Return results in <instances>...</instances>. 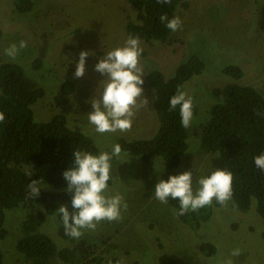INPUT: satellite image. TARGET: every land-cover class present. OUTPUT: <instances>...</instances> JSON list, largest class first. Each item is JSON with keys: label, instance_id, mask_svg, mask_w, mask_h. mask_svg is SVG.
Segmentation results:
<instances>
[{"label": "rangeland", "instance_id": "1", "mask_svg": "<svg viewBox=\"0 0 264 264\" xmlns=\"http://www.w3.org/2000/svg\"><path fill=\"white\" fill-rule=\"evenodd\" d=\"M32 10L20 13L11 0H0V62H12L25 69L26 76L45 91V97L32 106L36 122H47L58 114L67 118V125L93 139L102 151L111 152L119 139L126 141L149 139L157 129L153 110L154 92L144 89L138 99L147 104L140 107L133 119L130 132H116L100 137L88 121L93 111L91 100L102 92L106 76L94 70L108 51L123 47L128 38L126 23L134 19V9L127 0H33ZM176 16L183 22L181 30L173 32L166 43L145 42L141 64L146 75L149 68H157L165 78L190 55L198 56L204 71L185 82L183 90L193 97L196 113L188 128V148L179 167L169 169L165 162L154 157L149 161L131 156L122 150L119 159H112L108 194L120 193L128 205L122 210L119 222H101L95 231L72 242L58 237L57 217L49 216L39 227L58 249L74 250L70 263L51 259L50 264H106L108 259H119L122 264H159L166 253L172 264H217V260H232L233 264H264V223L256 213L255 201L241 211L234 200L227 206H215L208 221L192 229L181 223L174 209L154 197L160 180L191 171L193 189L196 181L209 175L213 155L201 148V136L209 120L208 110L217 103L212 95L215 88L235 83L256 88L264 96V34L259 27L264 0H183ZM27 41L15 60L5 54L11 44ZM82 51L88 52L83 77L76 78L77 63ZM40 60L35 68L34 62ZM237 65L242 70L240 79L226 76L223 69ZM144 75V77H145ZM143 77V78H144ZM71 82L73 90L66 94L62 85ZM128 161V162H124ZM124 162V163H123ZM42 181V180H38ZM42 188L53 190L42 181ZM36 206L12 209L7 212L4 226L8 237L0 240V251L5 264H29L15 248L24 233L23 219L34 213ZM202 243L215 246L216 254L204 256ZM241 254L232 257L233 249Z\"/></svg>", "mask_w": 264, "mask_h": 264}, {"label": "trees", "instance_id": "2", "mask_svg": "<svg viewBox=\"0 0 264 264\" xmlns=\"http://www.w3.org/2000/svg\"><path fill=\"white\" fill-rule=\"evenodd\" d=\"M20 13L34 8L33 0H11ZM134 9V19L125 26L129 37L139 36L141 41L166 43L172 35L159 20L161 15L169 19L176 16L183 0H172L171 4L157 3V0H127ZM259 27L264 34V5L261 8ZM4 32L0 28V39ZM40 66V60L33 63ZM204 71L203 61L196 55H190L181 63L171 77L165 78L157 68H149L144 79L143 89L154 92L153 110L157 117V129L149 139L126 141L119 139L122 150L135 157L149 161L161 158L167 168L179 167L182 155L188 148V128L181 125L179 107L169 111L170 98L178 87H184L192 76ZM226 76L240 79L242 70L237 65H228L223 69ZM68 94L73 90L71 82L62 85ZM45 91L39 88L25 74V69L16 63L0 62V112L5 121L0 123V240L8 237L4 226L6 214L12 209H25L36 206L34 213L27 215L21 229L24 235L15 242V248L23 254L29 264H50L51 259L70 263L74 250L69 247L58 249L54 241L39 227L47 217L56 216L59 222L57 234L64 242L73 238L65 234L62 218L56 210L62 204L71 208L73 193L67 191V182L63 173L73 166V153L79 149L99 154L93 139L67 125L63 114L54 116L47 122H36L32 106L45 97ZM212 95L217 100L209 110V120L203 128L201 148L212 154L209 175L216 169H226L233 174V197L237 208L247 210L255 201L256 213L264 223V171L257 168L254 157L264 154V96L254 87L231 83L215 88ZM194 114L196 106L193 107ZM112 177V176H111ZM33 180H42L53 190L44 189L38 197H28V184ZM110 179L108 185L111 183ZM175 213L179 212V201L169 199L167 203ZM202 208L198 212H189L177 216L179 221L192 229L208 221L213 207ZM206 257L216 254V248L210 243L199 247ZM117 264L119 259H108L106 264ZM159 264H172L163 253ZM0 264H5L0 251Z\"/></svg>", "mask_w": 264, "mask_h": 264}, {"label": "clouds", "instance_id": "3", "mask_svg": "<svg viewBox=\"0 0 264 264\" xmlns=\"http://www.w3.org/2000/svg\"><path fill=\"white\" fill-rule=\"evenodd\" d=\"M172 0H157V3L171 4ZM159 20L172 32L182 29L183 22L179 16L171 19L161 15ZM27 47V41L21 40L19 44H11L5 49V54L15 60L22 49ZM143 48L139 36L130 35L123 47L108 51L103 59L94 66V70L106 76L102 94L91 100L93 111L88 113V121L94 126L100 137L116 132H130L133 119L140 107L147 104L144 98L142 103L138 99L144 96V68L141 64ZM88 52L82 51L76 66L74 76L83 77ZM179 107L181 125L190 128L194 119L193 97L178 87L176 93L170 98L169 111ZM5 121V115L0 112V123ZM122 148L119 144L112 146L111 152L102 151L98 155L91 152L75 150L73 153V166L63 173L67 182V191L73 193L71 208L62 204L56 210L62 218L65 234L71 238L79 239L84 230L95 231L103 222H119L123 219L122 210H127V203L120 193L110 192L108 181L112 179V159H119ZM128 162V161H124ZM123 162V163H124ZM255 166L264 171V154L254 157ZM193 189V175L185 171L173 175L168 180H160L154 191V197L162 204L169 199L179 201L178 216L189 212H198L202 208L210 207L215 200L219 205L227 206L233 197V174L226 169H216L206 177H200ZM42 181L33 180L28 184V197H38ZM241 254L239 248L233 249L232 257ZM112 264V261H109ZM122 264V261H117ZM217 264H233L232 260L218 259Z\"/></svg>", "mask_w": 264, "mask_h": 264}]
</instances>
